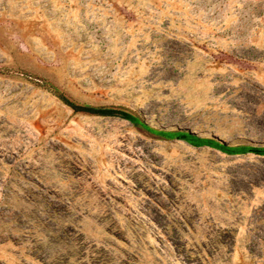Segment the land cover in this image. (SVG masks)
I'll list each match as a JSON object with an SVG mask.
<instances>
[{
  "label": "rangeland",
  "instance_id": "obj_1",
  "mask_svg": "<svg viewBox=\"0 0 264 264\" xmlns=\"http://www.w3.org/2000/svg\"><path fill=\"white\" fill-rule=\"evenodd\" d=\"M264 0H0V264H264Z\"/></svg>",
  "mask_w": 264,
  "mask_h": 264
},
{
  "label": "trees",
  "instance_id": "obj_2",
  "mask_svg": "<svg viewBox=\"0 0 264 264\" xmlns=\"http://www.w3.org/2000/svg\"><path fill=\"white\" fill-rule=\"evenodd\" d=\"M43 84L50 90L58 96L65 104H67L69 107L73 109L75 112H86L90 114H96V115H106V116H119L121 118L129 120L133 125L146 129L149 132L164 138V139H172V138H179L184 139L187 142H189L192 145L195 146H202V145H208L211 147H216L228 154H240V153H246L248 151L262 154L264 155V149H257L254 147L249 146H229L225 144H220L210 138H204L200 137L195 134H191L185 131H166V130H157L152 127H150L147 123H145L142 119H140L139 116L124 110V109H116V108H110V107H96L91 106L87 104H79L76 103L70 99H68L62 92H60L57 88L50 85L48 82L43 81Z\"/></svg>",
  "mask_w": 264,
  "mask_h": 264
},
{
  "label": "water",
  "instance_id": "obj_3",
  "mask_svg": "<svg viewBox=\"0 0 264 264\" xmlns=\"http://www.w3.org/2000/svg\"><path fill=\"white\" fill-rule=\"evenodd\" d=\"M185 132H188V133H191V134H195V133H192V132H190V131H185ZM195 135H196V134H195ZM220 144H225V143L220 142Z\"/></svg>",
  "mask_w": 264,
  "mask_h": 264
},
{
  "label": "flooded vegetation",
  "instance_id": "obj_4",
  "mask_svg": "<svg viewBox=\"0 0 264 264\" xmlns=\"http://www.w3.org/2000/svg\"><path fill=\"white\" fill-rule=\"evenodd\" d=\"M223 145V144H222Z\"/></svg>",
  "mask_w": 264,
  "mask_h": 264
}]
</instances>
